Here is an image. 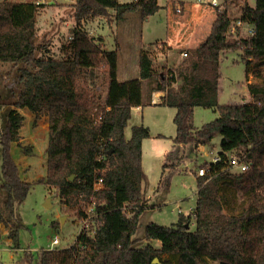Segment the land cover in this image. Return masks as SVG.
Segmentation results:
<instances>
[{"label":"trees","instance_id":"1","mask_svg":"<svg viewBox=\"0 0 264 264\" xmlns=\"http://www.w3.org/2000/svg\"><path fill=\"white\" fill-rule=\"evenodd\" d=\"M74 1L77 27L62 56L56 57L37 43L36 17L44 3L0 0V110L5 108L0 130V222L13 248H19L16 205L31 188L21 179L11 153L16 143L24 155L33 154L32 145L20 144L24 116L18 109L26 108L34 114V123L42 115L48 117L46 173L37 182L55 190L61 206L75 211L79 220L86 217L89 205L93 208L89 227L81 229L69 246L40 250L38 264H171L172 260L176 264H264V74L255 71L257 81L247 84L252 101L218 103L224 52H242L246 76L250 60H258L259 68L264 66V0L240 6L241 19L252 34L236 37L229 32V3L234 0H222L224 6L215 10L209 34L195 47L177 49L186 53L177 66L158 75L156 53L142 47L138 76L123 80L117 76V51L101 49L82 20L106 17L109 9L116 19L135 11L145 19L161 8L158 1ZM5 65L9 69L3 70ZM143 80L149 103L152 92H163L159 104L176 110L174 146L165 154L162 169L174 170L199 146L211 145L217 137L220 159L198 166L207 172L195 177L192 211L179 213L170 226L146 224L145 244L136 246L133 236L149 207L143 187H132L147 183L141 145L150 131L143 124L130 125L133 107L143 104ZM195 107L213 109L218 116L196 127ZM234 151L246 154L248 171L226 170L228 154ZM96 183L106 187L97 188ZM159 187H169V176L161 175ZM164 254L169 257L162 258Z\"/></svg>","mask_w":264,"mask_h":264},{"label":"rangeland","instance_id":"2","mask_svg":"<svg viewBox=\"0 0 264 264\" xmlns=\"http://www.w3.org/2000/svg\"><path fill=\"white\" fill-rule=\"evenodd\" d=\"M22 1V0H12ZM38 1V0H34ZM44 3L37 13V43H41L48 49L51 55L61 57L64 47L69 43V36L72 35V29L77 27L75 18L74 0H39ZM131 2L133 0H120ZM182 10L177 12L175 5L167 0H158L163 4L153 15L141 19L138 12H130L122 19H116L115 12L109 9V15L106 17L86 18L82 20V26L92 37L95 43L101 48L110 51L116 50L118 53L117 76L119 79L134 78L138 66L139 50L143 47L142 42L148 45L147 48L156 53L154 58V67L159 74L166 73L169 68L177 66L185 57L183 53L177 52L180 47L196 46L193 41L184 42L193 27L196 25L195 19L200 15L209 16L214 8L203 3L199 6L194 5L196 0H182ZM244 3L255 5V0H234L229 3V13L231 18L240 13V6ZM209 13V14H208ZM215 13V10H214ZM176 19L177 22H172ZM205 22V21H204ZM204 27V26H203ZM248 25L242 28H236V37H243L249 33ZM168 33L169 39L164 42L161 38ZM179 41L176 43V39ZM201 36L197 37L199 40ZM165 43V44H164ZM170 44L172 46H170ZM188 44V45H187ZM194 44V45H193ZM168 47V48H167ZM241 51H227L221 55L220 60V79L218 103H246L252 101L247 90V84L257 81L254 72L259 70L264 74V66H258V60H250L249 74L246 76L245 62L241 58ZM9 65L2 66L3 70L9 69ZM138 69V68H137ZM10 85L9 79L5 80ZM147 82H143L144 93ZM149 105L147 99H144L143 110L147 116L143 119L141 115L137 116L132 110V124H143L144 120L150 122L152 132L163 133L167 138H161L156 144L173 148L174 144L168 139L171 129L174 131L172 122L173 108ZM5 108L0 110V130L4 125L3 115ZM218 116L217 111L210 108L195 107L193 121L196 127L213 120ZM46 115H42L36 123L35 116L25 117V121L20 128L22 132V141L20 144L35 143L36 155L23 156L21 147L14 144V158L19 159L18 163H27L30 166L27 171L26 181L31 183V188L24 201L16 205L15 213L20 223L19 229V248H13L8 244L6 234H0V264H38L39 251L49 249L54 236H58L59 244L55 247H65L75 241L80 232L81 223L75 211L62 207L59 197L55 190L49 189L46 185L37 182L42 175L46 173V163L43 162V143L47 145L45 138L47 127ZM43 121L46 123L42 126ZM148 127V126H147ZM127 137L130 136V126L126 130ZM26 139V140H25ZM30 139V140H29ZM156 139V138H152ZM42 142V143H41ZM150 142L145 140L144 151H142L144 167L147 172V185L144 194L148 198L149 207L141 214L137 231L133 238L136 239V246H142L145 242L142 239L146 224L153 222L159 225L170 226L177 222L178 215L189 207H193L196 201V171L198 166L204 162H212L219 152V138H215L211 145H201L196 154L185 158L182 163L174 170L162 169L163 161L150 151ZM164 160V158H163ZM1 166V155H0ZM169 176V187L163 189L159 187V181ZM101 184V183H100ZM96 187H100L96 183ZM144 187V186H143ZM158 187V188H157ZM238 203L242 201L240 197ZM47 204V205H46ZM129 208V207H128ZM192 209L190 210V212ZM189 212V213H190ZM95 225L93 222L92 226ZM194 228V222L191 223ZM159 246V242H153ZM12 247V248H11ZM164 254L162 258H168ZM171 264H176L172 260Z\"/></svg>","mask_w":264,"mask_h":264},{"label":"crops","instance_id":"3","mask_svg":"<svg viewBox=\"0 0 264 264\" xmlns=\"http://www.w3.org/2000/svg\"><path fill=\"white\" fill-rule=\"evenodd\" d=\"M158 1V0H157ZM184 5H185V3L182 1V0H180ZM119 2H121L122 3V1H120L119 0ZM124 3V2H123ZM158 4H159V2H158ZM160 6H161V8H162V6H164L163 4H159ZM186 6V5H185ZM199 8H200V6H199ZM209 14V13H208ZM214 18H215V13H214V10H213V13L212 12H210V14H209V16H204V15H200V17L198 18V19H195V26L193 27V32H190L189 33V35H188V37L185 39V41L184 42H187V41H193V43L194 44H198L200 41H202L208 34H209V32H210V28H211V25H212V22L214 21ZM205 21V22H204ZM172 22H177V20L176 19H172ZM204 26V27H203ZM199 36H201V38L199 39V40H197V37H199ZM164 42H166L167 40H169V39H172V38H169V36H168V33L167 34H165L164 36H162V38H161ZM177 41H176V43L179 41V39H177V38H175ZM193 44V45H194ZM142 45H143V47L144 48H147L148 47V45H146L145 43H143L142 42ZM188 45V44H187ZM192 44H189L188 46L189 47H195V45L194 46H191ZM170 46H172L171 44H170ZM137 68H138V66H137ZM137 68H135V70H136V75H137V72H139L138 71V69ZM123 79H125V77H123V78H121V80H123ZM143 82H144V80H143ZM144 88V86L142 87V89ZM146 88H147V86H146ZM147 93L145 94L144 93V90H143V103H144V99H147ZM162 96H163V92H159V91H157V92H152V94H151V98H152V102L151 103H149V105H152V106H162V107H165V105H162V104H159L160 103V100H161V98H162ZM154 102V103H153ZM162 107H159V108H162ZM168 107V106H167ZM170 108H172V107H170ZM174 109V112L172 113V122H173V118H174V115H175V113H176V110H175V108H173ZM18 111L24 116V121H25V117H27L28 115H31V112L28 110V109H26V108H19L18 109ZM133 111L135 112V114L137 115V116H139V115H141L142 116V118L143 119H146L147 118V116H146V114H145V112H144V110H143V104L142 105H140V106H135V107H133ZM45 119H47V127H45L46 128V135H45V138L44 137H42V140L43 141H46V139H47V143H48V137H47V134H48V117L46 118L45 117ZM23 121V122H24ZM144 122H145V125H147L148 126V128H149V131H150V137H148V138H145V139H143V141H142V145H141V152L142 151H144V142H145V140H147V142H150L148 145L151 147L150 148V151H152L153 152V154L155 155V156H158V157H160L161 158V160L163 161V158L165 157V154L170 150V148L169 147H166V146H163V145H161V144H156V141L158 140V139H161V138H167V137H165V136H163L164 134L163 133H158L157 134V136H155V134L156 133H153L152 132V127H151V124H150V122H148V121H146V120H144ZM46 122L45 121H43V124H42V126H44V124H45ZM174 124V123H173ZM146 126V127H147ZM22 128V127H21ZM21 130V129H20ZM175 132H176V128H175V125H174V131L171 129V131L169 132L170 134H169V137H168V139L169 140H171L172 142H173V137L175 136ZM20 136H22V132H20ZM152 138H156L155 140L154 139H152ZM21 141H22V138L20 139ZM26 140V139H25ZM30 140V139H29ZM20 141V142H21ZM30 142V144L29 145H32V148H33V154L32 155H24L23 153V156H34V155H36V151L37 150H35V143H32L31 141H29ZM42 143V142H41ZM45 143V142H44ZM44 143H43V151L41 152L42 154H43V162H45L46 163V148H47V145H46V147H44ZM14 144L15 143H12V145H11V153H12V156H13V158H14ZM27 144V143H26ZM142 158H141V160H142V166H143V169H144V171H145V173L147 174V172H146V170H145V167H144V161H143V155L141 156ZM14 160H15V162H16V164H17V166H18V169H19V173H20V177H21V179H23V180H25L26 181V175H27V171L29 170V168H30V166H28L27 165V163H18V160L19 159H15L14 158ZM24 174H26L25 176H24ZM44 175H42V177H43ZM28 182V181H27ZM146 185H147V183H146ZM146 185L143 187V185L142 184H134V185H132V187H134V188H142L143 187V190H145V187H146ZM99 186L100 187H97V188H103V187H106L105 185H102V184H100L99 183ZM114 186H118V185H110L109 187H114ZM196 193H197V190H196ZM147 198H149V196L147 195ZM194 207V206H193ZM193 207H189L188 209H186L185 211H181L180 209V211H181V213H183L184 215H187V214H189V212H190V210L191 209H193ZM6 234L7 233V231H6V229H5V227H4V225L0 222V234ZM6 236H7V234H6ZM8 238V237H7ZM7 243L8 244H10V245H12L11 244V241L9 240V238H8V241H7ZM67 246H69V245H67ZM53 247H55V246H52L51 244H50V248H53ZM66 247V246H65ZM12 248V247H11ZM49 248V249H50Z\"/></svg>","mask_w":264,"mask_h":264},{"label":"built area","instance_id":"4","mask_svg":"<svg viewBox=\"0 0 264 264\" xmlns=\"http://www.w3.org/2000/svg\"><path fill=\"white\" fill-rule=\"evenodd\" d=\"M133 1H136V0H133ZM167 1H169L170 3L175 5V10L177 12H181L182 5H181L180 0H167ZM203 3L213 7L214 10H217V11H219L224 6V3L222 0H196L194 5L199 6L200 4H203ZM239 10H240V13L237 16L233 17V19L231 18L230 13H229V17L231 18V27H230L229 32L234 36L236 34L235 33L236 28L239 29L245 25L243 20L241 19V9L239 8ZM248 33L249 34L253 33V29L251 27H249ZM70 39H72L71 35L69 36V40ZM183 56H186V53H183ZM219 159L220 158L217 154L216 157L212 158V162H218ZM226 164H227L226 170L232 174L244 173V172L248 171L250 168V162L246 159V154L242 151H234L233 153H229L228 158L226 160ZM206 172H207V170L205 167H200L196 171V175L202 176V175H205ZM85 213H86V217L80 220V223H81L80 230L83 229L84 227H89L88 223H89V219L93 213V208L89 205L87 207V210ZM57 244H59L58 236H54L52 241H51V245L55 246Z\"/></svg>","mask_w":264,"mask_h":264},{"label":"water","instance_id":"5","mask_svg":"<svg viewBox=\"0 0 264 264\" xmlns=\"http://www.w3.org/2000/svg\"><path fill=\"white\" fill-rule=\"evenodd\" d=\"M70 179H73V176H71ZM46 205H47V204H46ZM157 262H158V260L155 258V259L153 260V263H157Z\"/></svg>","mask_w":264,"mask_h":264}]
</instances>
